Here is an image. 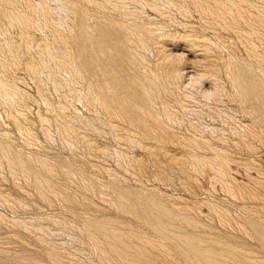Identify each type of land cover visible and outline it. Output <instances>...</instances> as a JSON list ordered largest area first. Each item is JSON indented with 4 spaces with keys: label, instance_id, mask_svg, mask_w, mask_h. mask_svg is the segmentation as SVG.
<instances>
[{
    "label": "rangeland",
    "instance_id": "374dc122",
    "mask_svg": "<svg viewBox=\"0 0 264 264\" xmlns=\"http://www.w3.org/2000/svg\"><path fill=\"white\" fill-rule=\"evenodd\" d=\"M0 93V264H264V0H0Z\"/></svg>",
    "mask_w": 264,
    "mask_h": 264
},
{
    "label": "bare ground",
    "instance_id": "6f19581e",
    "mask_svg": "<svg viewBox=\"0 0 264 264\" xmlns=\"http://www.w3.org/2000/svg\"><path fill=\"white\" fill-rule=\"evenodd\" d=\"M123 1V0H122ZM42 6V5H41ZM40 6V7H41ZM39 9H41L42 10V8H39ZM38 10V9H37ZM43 15H45V17L48 15V14H46V11H45V9L43 8ZM8 12V11H7ZM23 12V11H22ZM42 12V11H41ZM3 14V13H2ZM8 15V14H7ZM34 17V16H33ZM33 17H31V15L29 14V13H27V12H23V13H12V12H9V18L11 19V21L12 22H18V23H22V27H24L25 25L27 26V24L26 23H28L27 21H29V22H32V18ZM42 18V17H41ZM39 20H41V19H39ZM45 20H47V18H45ZM34 21V20H33ZM35 22V21H34ZM31 24V23H30ZM43 24V23H42ZM37 25V24H36ZM48 25V24H47ZM54 25V24H53ZM28 26H30L29 25V23H28ZM28 26L26 27L27 29H28ZM32 26L34 27L35 25L33 24V22H32ZM31 27V26H30ZM41 27V26H40ZM24 29V28H23ZM125 29H127V27L125 28ZM26 30V29H25ZM132 31H134V30H132ZM28 36H29V34H28ZM55 36V35H54ZM59 37V36H58ZM62 37H63V35H62ZM139 37V36H138ZM26 38V37H25ZM64 38V37H63ZM69 38V37H68ZM60 39V38H59ZM135 39V38H134ZM57 40V39H56ZM66 40H67V38H66ZM139 40H140V38H139ZM68 41V40H67ZM126 41V40H125ZM57 42H59V41H57ZM64 42V41H63ZM66 42V41H65ZM70 42H71V40H70ZM141 42V41H140ZM142 42H144V41H142ZM141 42V43H142ZM140 43V44H141ZM64 44H66V43H64ZM143 44V43H142ZM141 44V45H142ZM67 45V44H66ZM69 45H70V43H69ZM145 46H146V43L144 44ZM71 48V47H70ZM10 49H12V48H10ZM55 49V48H54ZM56 50V49H55ZM55 50H53V48L52 49H49V53H47V54H49V56L50 57H52L51 59H53V63L57 66V67H59V69H64V68H67L68 67V65H72V64H74V60L72 59V57H71V54L72 53H69V51L67 52V50L65 49L64 51H66L64 54H58V53H56L55 52ZM68 50H69V48H68ZM71 51V50H70ZM42 53V52H41ZM40 53V54H41ZM45 53V52H44ZM44 56V54L42 55V57ZM48 56V55H47ZM18 57V56H17ZM75 57V56H74ZM21 60V59H20ZM48 60V59H47ZM49 61V60H48ZM141 64V63H140ZM142 65V64H141ZM140 65V66H141ZM73 66V65H72ZM143 66V65H142ZM140 68H142V67H140ZM145 68V67H144ZM78 73V72H77ZM76 73V74H77ZM81 73V72H80ZM79 73V74H80ZM79 74L77 75V77L79 76ZM81 75V74H80ZM82 76H83V74H82ZM147 76V75H146ZM81 77V76H80ZM85 78V77H84ZM147 78V77H146ZM149 78V77H148ZM75 79V78H74ZM151 79V78H150ZM79 82V81H78ZM93 85V84H92ZM152 85V84H151ZM151 85H149V86H151ZM143 87H145V86H143ZM94 89V88H93ZM93 89H91V91H93ZM144 89V88H143ZM153 90H154V87H153ZM145 91H146V88H145ZM150 91H151V89H150ZM96 92V91H95ZM146 92H148V91H146ZM153 92V91H152ZM1 94V93H0ZM92 94V93H91ZM149 94V93H148ZM97 95V94H96ZM98 96H99V94H98ZM154 96V95H153ZM101 98H102V96H100ZM103 99V98H102ZM101 99V100H102ZM95 100V99H94ZM103 101V100H102ZM104 103H106V102H104ZM150 116V115H149ZM145 132V131H144Z\"/></svg>",
    "mask_w": 264,
    "mask_h": 264
}]
</instances>
